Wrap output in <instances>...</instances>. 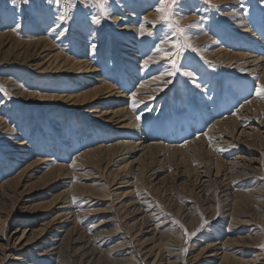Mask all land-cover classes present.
<instances>
[{
  "label": "rangeland",
  "instance_id": "374dc122",
  "mask_svg": "<svg viewBox=\"0 0 264 264\" xmlns=\"http://www.w3.org/2000/svg\"><path fill=\"white\" fill-rule=\"evenodd\" d=\"M263 21L264 0H0V264H264Z\"/></svg>",
  "mask_w": 264,
  "mask_h": 264
},
{
  "label": "bare ground",
  "instance_id": "6f19581e",
  "mask_svg": "<svg viewBox=\"0 0 264 264\" xmlns=\"http://www.w3.org/2000/svg\"><path fill=\"white\" fill-rule=\"evenodd\" d=\"M238 11V10H237ZM234 12H236V11H234ZM249 15V14H248ZM247 15V16H248ZM240 16V15H239ZM239 18V17H238ZM46 20V19H45ZM239 22V21H238ZM264 22V21H263ZM240 23V22H239ZM130 41V40H129ZM259 43H261V45L262 46H264V40L263 41H259ZM248 48H250L249 46H247ZM250 51V50H249ZM59 54V53H58ZM245 54V53H244ZM258 54H261V55H263L264 54V49H261V50H258ZM60 55V54H59ZM241 55V54H240ZM243 55V54H242ZM247 54H245L244 56H241V57H244V58H241V59H246V58H248L247 56H246ZM253 55V54H252ZM250 56V55H249ZM57 57V56H56ZM60 57V56H59ZM62 57V56H61ZM256 57V56H255ZM250 58V57H249ZM252 58V57H251ZM59 59V58H58ZM57 59V60H58ZM67 59V58H66ZM62 60V59H61ZM69 60V59H68ZM74 60V59H73ZM59 61V60H58ZM64 61H65V59H64ZM63 61V62H64ZM67 61V60H66ZM79 60H77L76 62H72V63H76L75 65H79V67L80 68H82V69H84L85 67H87V65H86V63L84 64V63H82V61L80 60L79 62H78ZM88 61V60H87ZM240 61V60H239ZM248 61H250V60H247V62ZM259 61H261V58L260 59H258V57L257 58H255V59H253V60H251L250 62H255V66H256V68L259 66ZM86 62V61H85ZM246 62V61H245ZM67 63V62H66ZM70 63V62H69ZM71 64V63H70ZM74 67V66H73ZM72 68V67H71ZM87 69H89V68H87ZM197 73V72H196ZM99 81V80H98ZM259 81V80H258ZM259 84V83H258ZM257 84V85H258ZM107 87H110V86H108L107 85ZM232 87V88H231ZM250 88L251 87H244V88H240L239 87V85L238 84H236L235 82H232L231 84H230V86H229V91H228V93H231L230 95H229V102H232L233 100H234V98H236V96H240V97H243L244 96V94L247 92V91H250ZM105 89H107V88H105ZM15 91V90H14ZM110 91V89L109 90H107V92H109ZM64 96V95H63ZM63 96H60V95H57V100H59V101H67V100H69L71 97H69L68 95V97H63ZM204 97V96H203ZM238 98V97H237ZM253 99V98H252ZM250 104V103H249ZM243 109V108H242ZM235 117V116H234ZM233 118V117H232ZM236 119V118H235ZM218 120V119H217ZM226 120V119H225ZM228 120V119H227ZM219 124H221V121H220V123ZM218 124V125H219ZM224 124V122L222 123V125ZM220 126V125H219ZM140 127V126H139ZM1 128V127H0ZM141 128V127H140ZM213 128V127H212ZM134 129V128H133ZM10 130V129H9ZM214 130V129H213ZM3 132H5V131H3ZM3 139V138H2ZM202 139V138H201ZM205 139V138H204ZM124 140V139H123ZM122 140V141H123ZM119 141V140H118ZM51 142V141H50ZM120 142V141H119ZM205 142V141H204ZM118 143V142H117ZM140 143V142H139ZM20 144H22V143H18V145H20ZM152 144V143H151ZM192 144V143H191ZM120 147H124V148H127V147H132L131 145L132 144H130L129 145V143H124V142H120ZM136 145V144H135ZM136 147V146H135ZM19 150V149H18ZM227 151V150H226ZM64 153V152H63ZM61 155V154H60ZM86 155H88V153L86 154ZM89 156V155H88ZM51 160V159H50ZM51 162V161H50ZM4 163V162H3ZM6 163V162H5ZM73 188V187H72ZM74 188H75V186H74ZM73 194H74V192H73ZM73 194H71V195H73ZM144 222V221H143ZM139 240V239H138ZM131 244V243H130ZM143 249V248H142ZM136 253H138V252H136ZM133 254V253H132ZM160 254V253H159ZM145 261V260H144ZM143 262V261H142ZM153 263V262H152ZM151 263V264H152Z\"/></svg>",
  "mask_w": 264,
  "mask_h": 264
},
{
  "label": "snow or ice",
  "instance_id": "6c2138e0",
  "mask_svg": "<svg viewBox=\"0 0 264 264\" xmlns=\"http://www.w3.org/2000/svg\"><path fill=\"white\" fill-rule=\"evenodd\" d=\"M25 2H27V0H25ZM158 11H163L162 9H158ZM61 19L63 20L64 19V17H61ZM161 19L162 20H164V21H167L168 20V17H167V15H162L161 16ZM98 22V21H97ZM146 63H147V61H146ZM261 92H264V86H261ZM260 93H258V95H259Z\"/></svg>",
  "mask_w": 264,
  "mask_h": 264
}]
</instances>
